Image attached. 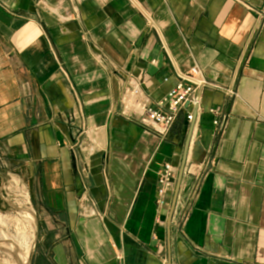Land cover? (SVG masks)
<instances>
[{"label": "crops", "instance_id": "crops-1", "mask_svg": "<svg viewBox=\"0 0 264 264\" xmlns=\"http://www.w3.org/2000/svg\"><path fill=\"white\" fill-rule=\"evenodd\" d=\"M193 68L194 122L122 117L131 80L157 102ZM0 166L34 264H264V0H0Z\"/></svg>", "mask_w": 264, "mask_h": 264}, {"label": "built area", "instance_id": "built-area-1", "mask_svg": "<svg viewBox=\"0 0 264 264\" xmlns=\"http://www.w3.org/2000/svg\"><path fill=\"white\" fill-rule=\"evenodd\" d=\"M216 88L217 86L208 82L200 69L193 68L188 73L179 74L175 87L161 100L152 102L143 95L141 83L131 80L121 98V115L165 139L178 115L185 112L187 121L193 122L195 114L199 112L203 93ZM227 93L231 97L236 96L232 89L227 90ZM210 113L214 116L215 128L223 133L226 116L217 109H212ZM175 176L176 169L171 164H164L159 172L157 186V203L161 208L166 206L167 198L174 187Z\"/></svg>", "mask_w": 264, "mask_h": 264}, {"label": "rangeland", "instance_id": "rangeland-1", "mask_svg": "<svg viewBox=\"0 0 264 264\" xmlns=\"http://www.w3.org/2000/svg\"><path fill=\"white\" fill-rule=\"evenodd\" d=\"M6 186L4 197L0 193V263L34 264L38 240L36 214L31 210L25 191L13 197L12 177L7 178Z\"/></svg>", "mask_w": 264, "mask_h": 264}, {"label": "water", "instance_id": "water-1", "mask_svg": "<svg viewBox=\"0 0 264 264\" xmlns=\"http://www.w3.org/2000/svg\"><path fill=\"white\" fill-rule=\"evenodd\" d=\"M195 120H196V114H195L194 121H195ZM194 121H193V122H194ZM191 136H192V133L190 134V137H189V139H188V144L190 143ZM183 171H184V167H183V169H182L181 172H183ZM0 264H2V263H0Z\"/></svg>", "mask_w": 264, "mask_h": 264}, {"label": "bare ground", "instance_id": "bare-ground-1", "mask_svg": "<svg viewBox=\"0 0 264 264\" xmlns=\"http://www.w3.org/2000/svg\"><path fill=\"white\" fill-rule=\"evenodd\" d=\"M30 217V216H29ZM10 251V250H9ZM12 258V257H11ZM23 262H26V261H23ZM28 262V261H27Z\"/></svg>", "mask_w": 264, "mask_h": 264}]
</instances>
